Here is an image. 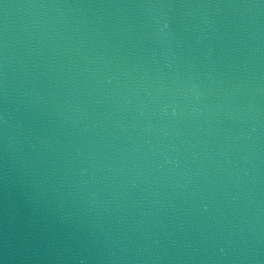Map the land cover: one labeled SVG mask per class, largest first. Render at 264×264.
<instances>
[{"label":"water","instance_id":"water-1","mask_svg":"<svg viewBox=\"0 0 264 264\" xmlns=\"http://www.w3.org/2000/svg\"><path fill=\"white\" fill-rule=\"evenodd\" d=\"M0 264H264V0H0Z\"/></svg>","mask_w":264,"mask_h":264}]
</instances>
